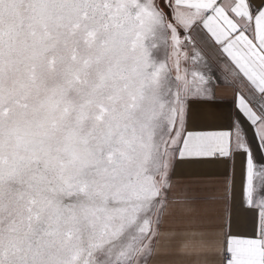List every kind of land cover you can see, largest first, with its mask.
Returning a JSON list of instances; mask_svg holds the SVG:
<instances>
[{
	"label": "snow or ice",
	"instance_id": "1",
	"mask_svg": "<svg viewBox=\"0 0 264 264\" xmlns=\"http://www.w3.org/2000/svg\"><path fill=\"white\" fill-rule=\"evenodd\" d=\"M0 264H264V0H0Z\"/></svg>",
	"mask_w": 264,
	"mask_h": 264
}]
</instances>
